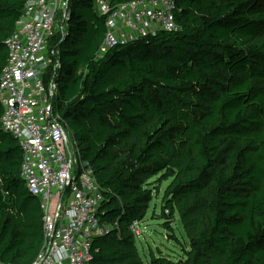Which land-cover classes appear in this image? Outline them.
I'll return each instance as SVG.
<instances>
[{"label":"trees","instance_id":"1","mask_svg":"<svg viewBox=\"0 0 264 264\" xmlns=\"http://www.w3.org/2000/svg\"><path fill=\"white\" fill-rule=\"evenodd\" d=\"M95 1L69 0L66 33L49 42L56 110L103 191L101 223L112 227L93 241L89 264H143L130 227L146 217L157 177L170 180L161 217L178 214L190 249L184 261L150 254L148 264H264V0H173L178 32L101 58L106 27ZM26 2L0 0V75ZM2 114L0 105V263L33 264L39 200Z\"/></svg>","mask_w":264,"mask_h":264},{"label":"built area","instance_id":"2","mask_svg":"<svg viewBox=\"0 0 264 264\" xmlns=\"http://www.w3.org/2000/svg\"><path fill=\"white\" fill-rule=\"evenodd\" d=\"M68 8L69 0H27L4 43L1 127L20 147V175L42 215V248L33 264H89L93 241L112 229L98 216L103 191L55 107L58 90L49 71L59 68L58 51L49 42L57 32L66 33ZM95 8L106 27L97 58L116 46L180 30L173 0L115 6L96 0ZM130 229L136 238L142 236L140 223Z\"/></svg>","mask_w":264,"mask_h":264},{"label":"rangeland","instance_id":"3","mask_svg":"<svg viewBox=\"0 0 264 264\" xmlns=\"http://www.w3.org/2000/svg\"><path fill=\"white\" fill-rule=\"evenodd\" d=\"M158 178H154L150 183L153 191V198L149 205L146 217L140 223L142 236L136 238V248L143 264H148L150 254L157 259H170L178 261L185 259V251H189V241L182 228L178 214L168 219L161 217L163 206V195L170 180L158 183ZM168 224V228L165 226Z\"/></svg>","mask_w":264,"mask_h":264},{"label":"crops","instance_id":"4","mask_svg":"<svg viewBox=\"0 0 264 264\" xmlns=\"http://www.w3.org/2000/svg\"><path fill=\"white\" fill-rule=\"evenodd\" d=\"M167 259V258H166ZM168 260H170V259H168ZM172 261V260H171ZM183 261H184V259H183Z\"/></svg>","mask_w":264,"mask_h":264}]
</instances>
